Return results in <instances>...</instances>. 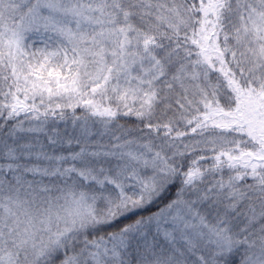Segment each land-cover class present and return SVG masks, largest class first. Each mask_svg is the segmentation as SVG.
<instances>
[{"label": "snow or ice", "instance_id": "obj_1", "mask_svg": "<svg viewBox=\"0 0 264 264\" xmlns=\"http://www.w3.org/2000/svg\"><path fill=\"white\" fill-rule=\"evenodd\" d=\"M0 264H264V0H0Z\"/></svg>", "mask_w": 264, "mask_h": 264}, {"label": "trees", "instance_id": "obj_2", "mask_svg": "<svg viewBox=\"0 0 264 264\" xmlns=\"http://www.w3.org/2000/svg\"><path fill=\"white\" fill-rule=\"evenodd\" d=\"M153 211H156V208L155 207H152V208H149L147 211L145 212H142L140 213L141 215H149L151 212ZM136 217L133 216V217H130L127 221H122V223H127V222H131L132 220H134ZM115 227L116 226H113V228H110V229H106V231H112V230H115Z\"/></svg>", "mask_w": 264, "mask_h": 264}]
</instances>
